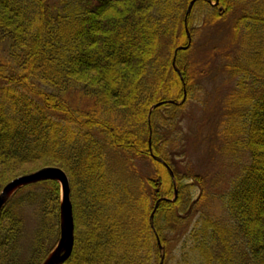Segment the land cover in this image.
<instances>
[{"label": "trees", "instance_id": "1", "mask_svg": "<svg viewBox=\"0 0 264 264\" xmlns=\"http://www.w3.org/2000/svg\"><path fill=\"white\" fill-rule=\"evenodd\" d=\"M190 1L0 0V192L16 178L5 179L7 170L19 164L65 172L74 245L64 264H264V0H196L187 17L188 30L196 8L206 26L223 25L218 58L228 62L218 72L236 83L220 119L231 128L214 138L221 150L248 155L221 206L189 231L208 197L194 196L189 181L202 178L190 167L178 174L157 128L178 116L206 77L194 67L209 42L196 47L190 31L187 45L184 31ZM236 46L242 60L233 62L226 52ZM73 94L84 107L69 104ZM142 163L150 172L139 171ZM38 185L52 199L41 205L26 246L11 203L17 192L0 212V264H42L56 244L58 184L25 187L34 203L42 199L31 190Z\"/></svg>", "mask_w": 264, "mask_h": 264}, {"label": "rangeland", "instance_id": "2", "mask_svg": "<svg viewBox=\"0 0 264 264\" xmlns=\"http://www.w3.org/2000/svg\"><path fill=\"white\" fill-rule=\"evenodd\" d=\"M194 3L191 6L190 11L187 13L186 10L185 12L184 31L188 41L187 45L192 40L190 31L192 32L194 31L196 47L198 43L205 44V42L206 43L209 42V47L207 49H204V51L206 52H203V54L201 55V59H202L201 65L199 66L197 65L196 67H194V69L196 68L198 72L200 73L204 72L206 74V77L204 80H202L201 82L202 84L199 85V87H197L198 84H196L195 93L189 99H186V97L183 96V98H185L186 101L184 99L181 101L182 103L184 102L185 103L183 104V108L180 109V111L178 112V116H176L174 120L165 124L166 128L165 126L163 128L162 127L157 128L158 131L164 137L167 138L166 139L167 149L171 153L172 156L171 158L173 159L172 161L175 163V167H176L175 170L178 172V174L185 176V174H187L186 170L188 169V167H190L192 171L195 172L194 173L195 175L202 178L203 183H201L200 185L197 184L195 185V182L193 180L189 181V184L194 185L195 187L194 196L196 197L200 195L202 192H205L206 196L208 197L206 198L208 199L207 200L208 203L206 201L203 203V205L197 207V213L191 223L189 231L193 229L194 225L197 223L198 220L201 219L203 215L217 211L216 209H218L219 206H221L220 205L221 196H223L229 190L231 181L240 174L243 165H245L248 162V155L245 151L238 150L232 152L225 147H222L221 150L220 146L221 145L223 146L224 143L219 138L218 140L217 139L215 140L214 138V133L217 134L218 132H220V134L223 137L231 128L230 124L224 127H222V125L220 126V122L223 121V120L220 121V119L222 116H226L227 112H229L227 106L228 104H230L231 101L230 95L232 93L233 88H235L236 79H231L230 77L228 78L226 75L218 72V69L222 66L227 65L226 62H228L227 59L218 58V56H220L219 50L221 48L220 43H222L221 40L223 34L222 32H218V29L219 28L223 29V27H221L223 25L220 24L221 26H217L219 28H214V27L211 28L209 26H206L204 21H200V16H201L199 12L200 9L196 8L193 11L194 14H192L191 29L188 30L187 17L189 14H191ZM212 5L215 6L217 4H215V2H212ZM202 17L203 16H201V19ZM225 22L227 24L229 20H226ZM198 29L199 30L202 29L203 31L199 32ZM208 31L211 32L207 33ZM213 38L216 40H212ZM196 47L194 46V48ZM5 48H6L5 43L2 44L0 43V64L3 58L6 57ZM179 48H184V47H178L176 50H179ZM198 48L203 50V48H201L200 46ZM238 50H240V47L236 46L233 49L228 50V52H226L228 54L230 53L231 61L234 59L233 62H235V60L239 56ZM211 51L215 52L214 59H211L212 56L210 55ZM175 54L176 52L174 53V56ZM239 60H242V58ZM174 66L172 64V67L175 70V72L179 74L178 68L176 67L175 64ZM213 69L215 72H212ZM3 86L4 83L0 81V88ZM257 93L258 91L256 90V94ZM68 102L72 107L80 108L85 106V102L79 100L77 95L74 96V94L70 95ZM162 113L165 114V110L161 111V114ZM212 136H213V140L211 139ZM38 168H40L38 164H19L7 170L4 177L6 179L12 175L9 179H7L10 180L19 175L22 176V174L25 175L33 171H37L39 170ZM150 168H151L150 164L142 163L140 164L138 169H140L139 171L141 173H146V172H150ZM166 168L167 170L169 169L167 166ZM171 179L173 180V178ZM57 184H58V194H59V204H60L61 187L59 183ZM69 186H70V182H69ZM35 187L31 188V190L33 191V193L40 190L38 192V195H42V199L40 203H34V201L31 199L32 197L31 193L25 187H24L25 189L23 190L20 189L19 191H17L15 198L11 202L15 207V210H18V214H20L21 220L23 222V229L26 235L24 240L22 241L23 246H26L27 243L29 242L30 238L32 237L33 231L35 230L36 226L38 225L42 217L41 205L44 207V205L51 204L50 199H52V197L50 192L47 193L45 188L42 189L43 185H38ZM175 193L177 195L176 189L174 191V197H175ZM70 194H71V187H70ZM70 202H71V195H70ZM59 204H58V216H59ZM218 213L222 215V213L220 212ZM58 227H59V217H58ZM158 242L159 240L157 238V243ZM182 245H183L182 243H180V245L178 244L177 249L178 250L181 249ZM176 256L178 257V252Z\"/></svg>", "mask_w": 264, "mask_h": 264}, {"label": "water", "instance_id": "3", "mask_svg": "<svg viewBox=\"0 0 264 264\" xmlns=\"http://www.w3.org/2000/svg\"><path fill=\"white\" fill-rule=\"evenodd\" d=\"M196 0L190 2L187 13L190 11L191 6ZM211 3L210 1H208ZM218 3V0H215V4ZM190 42V39H189ZM187 47L179 48V50H184ZM174 66V58L172 60ZM175 67V66H174ZM170 103V102H169ZM176 105H180L176 103ZM158 105H155L156 107ZM153 107V108H154ZM152 156V154H150ZM152 158L164 164L163 160L152 156ZM169 170V169H168ZM171 178H173L172 173L170 172ZM44 181H53L60 184L61 187V201L59 204V236L57 243L53 250L49 253L47 258L42 264H64L71 256L73 245H74V219H73V210L72 204L70 202V186L68 177L65 172L56 167H43L32 173L22 175L12 179L8 182L2 191L0 192V212L6 203L15 195L20 189ZM176 197V193H175ZM165 200V199H162ZM159 201L155 204L154 210L150 215V224L152 226L153 213L157 208ZM158 249L162 251L163 248L158 242ZM163 259H161L160 264H162Z\"/></svg>", "mask_w": 264, "mask_h": 264}]
</instances>
